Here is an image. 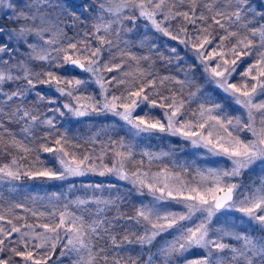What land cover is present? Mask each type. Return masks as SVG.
Here are the masks:
<instances>
[{
  "label": "snow or ice",
  "instance_id": "snow-or-ice-1",
  "mask_svg": "<svg viewBox=\"0 0 264 264\" xmlns=\"http://www.w3.org/2000/svg\"><path fill=\"white\" fill-rule=\"evenodd\" d=\"M0 7L8 10L4 13L8 19L20 22L13 29L0 26V37H3L0 39V96L5 98V106L0 107V130L9 131L4 124L5 117L9 122L22 123L21 131L26 134H32L37 125L54 129V115L41 120L27 107V96L32 90L37 85H47L68 98L62 107L75 117L111 114L123 121L133 138L167 133L224 158L223 166L198 170V181L185 182L179 176H169L166 169L152 176L139 169L129 172L126 166L133 161V146L123 139L115 141L113 143L124 150L115 152L112 167L100 165L98 174H114L120 180L129 181L138 195L147 194L151 200L141 201L133 216L121 215L113 220L103 214L111 207L118 208L119 197L94 196L69 201L64 211L50 214L56 217L52 223L18 226L0 214V221L6 220L11 226L0 225V264H47L58 247L61 264L64 258L69 264H100L101 260L103 264H264V8H253L251 0H222L220 3L217 0H91V4L82 6L81 15L91 11L95 14V23L91 31L83 34V39H75L64 31L75 25H62L50 14L51 10L59 9L69 20H80L69 0H0ZM141 19L146 22V28L150 26L192 53L191 58L197 62L195 66L202 69L205 83L212 87L211 93L197 87L195 92H189L187 100L182 92L170 96L157 92L159 100L149 98L148 89H154L157 81L147 79L152 73H146L139 64L150 57H138L128 51V41L121 36L133 31L137 20ZM126 21L132 27H127ZM173 21L177 22L175 30L171 27ZM213 26L225 34L214 36ZM241 28L249 35L238 38L231 48H226L225 42L239 37ZM112 36L115 39H110ZM121 44L125 47L121 48ZM22 46L27 50L26 55L18 58ZM149 47L157 49L155 42ZM169 52L168 57L161 55V59L168 64L175 61L179 67L183 57L176 47H170ZM117 56L121 63L114 62ZM124 57L137 63L134 82L106 75L123 69ZM243 57H253L254 62H249L248 67L238 73V62ZM37 61L46 65L45 70L33 71L32 62ZM54 69L66 72L76 69L87 75L69 76ZM130 75L124 73V76ZM236 75L241 77L240 82L235 80ZM168 80L179 84L181 89L195 86L194 78L190 79L187 74L184 80L164 76L160 83ZM9 83L17 87L6 92L3 86ZM125 83L130 87L124 93L116 95L111 91ZM91 84L98 87L100 98L86 93L85 89ZM35 95L38 101L46 100L40 92ZM191 99L199 101L198 110L192 113L193 119H182ZM15 101H20L15 109L7 107L9 102ZM47 103L54 105L56 100L47 99ZM142 104L164 109L166 122L148 113L135 115ZM226 105L238 114H230ZM49 111L65 115L60 108H49ZM51 135L45 133L43 139L47 141ZM53 142L55 146L43 143L40 148L53 154L59 169L41 167L21 171L22 166L14 157L10 165L0 167V182L10 183L23 177L64 180L97 171L96 165L87 163L89 156L79 159L74 152L66 150L70 141L64 133H59ZM11 144L24 153L32 151L15 138ZM143 154L150 160L159 158L153 153ZM247 172L258 174L259 183L242 182ZM88 187L101 188L100 185ZM173 203L183 210H172ZM69 205L89 215L93 212L85 206L94 205L95 218L89 222L83 214L70 211ZM14 207L24 206L16 204ZM32 215L44 216V213L33 212ZM119 219L133 221L139 233H132L131 237L125 234L118 239L111 229ZM100 240L110 241L113 249H122L125 244L138 245L150 254L145 259L112 256L103 248L97 249L96 243ZM153 247L157 248L155 253ZM193 249L201 250L202 255L188 258Z\"/></svg>",
  "mask_w": 264,
  "mask_h": 264
},
{
  "label": "rangeland",
  "instance_id": "rangeland-1",
  "mask_svg": "<svg viewBox=\"0 0 264 264\" xmlns=\"http://www.w3.org/2000/svg\"><path fill=\"white\" fill-rule=\"evenodd\" d=\"M82 1L85 0H69V3L72 4L73 6L80 8L82 7L81 3ZM253 8H264V0H251ZM87 4H91V0H86ZM5 12H8L7 9H4L0 7V26H3L6 29H13L18 26V23L20 22H14L13 20H10L7 18V16L4 15ZM11 13L9 12V15ZM50 14L55 18L58 19L59 21L63 23H67L69 25L73 24L72 20H69L67 15H64V17L60 16V10L55 9L51 10ZM92 24L95 23L94 19V13H92ZM85 15V13H84ZM160 19V17H158ZM145 21L142 19L140 20V26L143 28V30H151V32L154 33V38L157 39V42H162V43H173L175 46L171 47H176L177 49L180 48V55L183 57V59H187L190 61L194 62V65H196L197 62H195L191 57L192 53L189 52L187 49L184 48L183 45H178L176 41H171L167 37L162 36L160 33L155 32L154 29H151L150 26L149 28H146ZM189 30H191L190 25L188 26ZM71 28V27H70ZM69 28V29H70ZM136 29V28H135ZM235 30V28H233ZM64 31L66 32L68 37L70 33L68 28H64ZM51 35V34H48ZM47 38V37H46ZM240 38L242 39L243 37H235V42L237 39ZM30 40L34 42V38L30 37ZM92 40V39H91ZM93 44H95V41L92 40ZM233 46V45H232ZM231 45L226 44V48H231ZM26 48L25 47H20L19 51L17 53L18 58H22L23 56L26 55ZM2 55V54H0ZM5 59H8L5 58ZM249 62H254L253 57H243L241 61H239V65L244 63L243 67L241 68L242 71H244L247 67ZM32 66V65H31ZM46 66V65H45ZM240 67V66H239ZM188 71L191 70V66L187 67ZM194 68L199 69L200 73L202 74V69L199 67L194 66ZM57 71L59 74H64L67 75L69 73L72 74H77L78 77H85L87 74H81L76 73L73 69L71 72H66L65 69H54ZM34 72L35 69L33 70ZM109 74V73H108ZM106 74V75H108ZM112 76V75H109ZM118 78H122L124 80L125 77L119 76ZM129 81V80H127ZM201 85L199 88L203 89L206 92L211 93L212 92V87L210 85H207L205 83L204 76L202 74V81ZM23 82H21L22 84ZM130 87L129 83H125L122 85L121 89H118L117 91H114L111 89V91L116 94L120 95L121 93H124L126 89ZM114 88H117L114 87ZM6 91L5 89H3ZM197 90V89H196ZM194 90L193 92H195ZM11 91V90H10ZM6 91V92H10ZM87 94H93L96 95L97 98L99 97V89L95 84H91L89 87L85 89ZM36 92H40L41 94L46 96L45 101H38V102H44L45 106L41 110L39 114L33 113L34 115H39L41 117V120H43L45 117H52L53 115L55 116V124L59 125H67L69 121L73 120H84L88 122L90 125L93 124V128L95 129V134H99L104 130L108 129H123L125 133L128 134V136L125 138L121 137L125 143H131L133 146V152L134 155L135 153L139 155H143L144 158L149 159L148 156L144 155L143 153L148 152V153H153L157 155L159 158L158 159H151V160H159V159H166L169 162H172L175 167L177 168H183L186 170L187 164H192L193 166V171L192 169L190 170L193 175H190L188 177L187 175H183L179 173L178 170H170L166 169L167 173L171 177H176L179 176L180 179H182L185 182H193V181H198L199 176L197 175V171H206L207 169L210 168H218L224 165V158L222 157H217L212 154H210L207 149L200 147V146H195L191 143V141L184 139L183 137L180 136H173L167 133H156L153 135H141L140 137L133 138L131 135L128 133V127L123 123V121H120L117 117L112 116L111 114H101V115H96V114H91L83 117H75L73 116L70 112H68L66 109H63L62 105L64 102L67 101V97H62L59 95V93L55 92V90L47 85H37L35 89L32 90L30 94H35ZM179 98V97H178ZM47 99H55L56 103L53 104H48ZM3 104H5V98L3 96H0V107H3ZM148 108L150 110H157L161 114V121H165L164 117V109H161L159 107L151 108L147 106L146 104H142L140 108L136 110L135 115H139V112L145 108ZM229 113L232 115H237L238 113L234 112L231 107L225 106ZM49 108H60L61 111L65 113L64 116H60L59 113H54L49 111ZM152 112V111H151ZM182 119H193L192 114L189 116H184ZM24 125L22 123H19V127H23ZM38 134H44L49 133L50 128L44 125H37L33 128ZM249 138H251L249 134ZM42 141L43 143L49 144L48 141ZM120 141V140H119ZM49 146H55L54 142L53 144H49ZM111 149L110 153V162L106 163L104 158L106 157L107 150ZM92 152L86 154L85 156L90 157V161L87 163L91 165H96L97 166V171L96 172H86L85 175L82 176H74V177H68L64 180H48L45 178L41 179H29L27 177H23L21 180L18 181H11L10 183L7 181L0 182V214L4 215L7 217V219H12L13 223L17 224L18 226L24 225V224H41V223H52L56 219L55 216L50 215L51 213H58L60 211H64V205L67 204L69 201L75 200L77 198L81 199H90L92 197H101L104 199L108 198H117L119 197L120 199L118 200V208L119 205L126 203H129L132 205L134 208L132 211V214H123L121 213L117 207H111L106 213L103 215L109 219L113 220V218L118 217V216H133L135 214V208L139 206L140 202L143 201L144 203H147L151 200V197L147 194L144 196L138 195L135 190L133 189V186L129 181L125 180H120L117 176L114 174H105L103 176L99 175L100 165H107L108 167H112L113 163L115 162V152L116 151H123L124 149H121L118 144H113L112 147L107 143H104L103 146L100 147H95V149H91ZM42 151V149H41ZM44 155H46L47 159L49 161H53L55 163V168L59 169L60 165L58 161L54 158L52 153H45L42 151ZM164 153H167V155H163ZM83 159V158H82ZM150 160V159H149ZM137 160H134L132 162H129L127 164V169L129 172L135 171L139 169L141 172H148L150 176L155 175L165 169H151V168H142L136 163ZM5 164H2L0 167L4 166ZM27 171V170H26ZM189 171V173H190ZM257 173L259 170H256ZM259 175L258 174H253L251 172L245 173V175L242 177V182L245 184H250L253 181L256 182V184L259 183ZM95 185H100V189H96L95 187H88V186H95ZM112 187H109V186ZM146 192V190H145ZM16 204H21L24 207L22 208H16L14 207ZM88 208H91L93 215H89L87 212L81 213L80 210L76 209L74 206L69 205V210L70 211H76L78 215L83 214L85 216V219L91 222L95 218L94 212H95V206L94 205H88L85 206ZM172 210L176 211H182V206L178 204H172L171 205ZM33 212H36L37 214L39 213H44L43 218H46L47 221H38V219H32L31 216ZM28 214V215H26ZM27 217H26V216ZM16 217H20V219H16ZM35 217V216H34ZM36 217H39L37 215ZM31 218V219H28ZM0 225L9 228L11 227L10 225L7 224L6 220L5 221H0ZM116 225H122L123 229H126L125 232L126 234H129L131 237L132 233H139L140 229L138 226L135 225L133 221H127L125 219H119L114 221V226ZM26 231H30L29 229H22ZM40 231V229H37ZM111 232L113 235H115V231L111 229ZM125 235V234H124ZM120 236V239L124 236ZM15 237V234H14ZM162 239V238H161ZM103 243H105L104 240H102ZM160 241L158 240L157 243ZM105 250L107 252H110L112 256L115 255H124V256H132L133 258L135 257H140L141 259H145L150 253H148L146 250L142 249L138 245L134 244H125L122 245V249H113L111 242L108 241L106 243ZM157 251V248L153 247L152 252L155 253ZM104 255V253L102 254ZM199 255H202V251L198 249H193L191 253L188 255V258H195ZM60 248L58 247L55 251L54 254H52L51 259L48 260L47 264H61L60 262ZM68 260L67 258H64ZM63 259V260H64ZM111 259V256H110ZM63 263V262H62ZM100 264H103V261H100Z\"/></svg>",
  "mask_w": 264,
  "mask_h": 264
},
{
  "label": "trees",
  "instance_id": "trees-1",
  "mask_svg": "<svg viewBox=\"0 0 264 264\" xmlns=\"http://www.w3.org/2000/svg\"><path fill=\"white\" fill-rule=\"evenodd\" d=\"M218 3L222 2V0H217ZM82 6L87 4L86 0L82 1ZM73 11L76 12L78 16H80V20L73 21L74 27H71L69 30V33L71 37H74L75 39H83V34L85 32L91 31L92 27V12L88 11L85 13V15H81V13L84 11L83 7L77 8L73 7ZM64 17V15H60ZM137 27L131 32L121 33V36L124 40L128 41L127 44V50L133 53L134 55L140 57V56H148L150 57L149 60L144 61L141 60L139 67L143 69L146 73H152V76H148L147 79L155 78L157 83L156 87L154 89H148L149 92V98L150 99H158L159 98L155 95V93H160L163 96H170L172 93H181L183 94V98L186 100L188 99L189 92H193L201 85L202 81V74L200 73L199 69L194 68V62L183 59V61L180 63L179 67H177L175 61L172 64L166 63L164 59H161V55L164 57H168L170 55L169 49L171 46H175L173 43L167 42H157V39L154 38V33L151 32V30H143V28L140 26V20H137ZM211 23V21H209ZM127 27H132V25L129 22H125ZM171 27L173 30L177 27V22L173 21L171 23ZM192 26L190 25V28ZM237 30V29H235ZM212 34L214 36H220L224 35L225 33L223 30L219 29L216 26H213L211 29ZM239 36L244 37L249 35L248 31L241 28L238 30ZM79 33V35H77ZM145 36H147V40H145ZM0 39H3V37H0ZM89 40H91V37H88ZM110 39H115V36L110 37ZM235 37L230 38L225 42V45H233L235 44ZM151 42H155L157 45V49L152 50L149 47V44ZM125 45L121 44V48H124ZM115 51V49H113ZM179 53H181L180 48L177 49ZM7 58V57H4ZM115 63H121V58L117 56V59L114 61ZM124 67L120 71L109 73V75H116L117 77H125L126 81L129 80V82H134V77L137 75V63L135 61L129 60L127 57L123 58ZM244 63L238 67L237 72H243L242 67ZM191 66V70L188 71V68ZM46 66L43 65L41 62H32V69L37 72H41L45 70ZM76 73H80L78 70L73 69ZM125 72H129L132 75L130 76H124ZM82 73H80L81 75ZM186 74L190 79L194 78L195 86L189 87L185 86L183 89H181V86L177 83H175L173 80L165 81L163 84L160 83V78L164 76L169 77H175L178 80H184ZM69 76H77V74L69 73L67 74ZM235 80L237 82L241 81V77L239 75L235 76ZM17 87V84L9 83L5 84L3 86V89L6 91L13 90ZM122 85H118L117 88H112L114 91H117L118 89H121ZM125 92V91H124ZM20 101L15 102H9L7 107L10 109H15L16 105L19 104ZM5 104H3V107ZM45 106L44 102H38L35 94H29L27 96V107L32 110L33 113L39 114L43 107ZM199 107V101L197 99H191L189 103L185 106V116H189L193 112L197 111ZM152 111V112H151ZM145 113H148L158 119H162L161 113L157 110H150L147 107L139 112V115H144ZM4 124L5 127L9 129L8 132H3V130H0V166L2 164H11L12 159L15 157L18 165H21V171H26L31 168H41V167H50L55 168V163L53 161H49L41 151L40 145L42 144V141H44L43 137L44 134H38L35 130L32 131V134H26L21 131V127H19V123L16 122H9L7 120V117L4 118ZM49 133L52 135L50 136L49 144H53L54 138H56L59 133H64L68 140L70 141V144L67 146L68 151L74 152L76 156L79 159H82L86 154L91 153V149H95V147L103 146L104 143H107L110 148L112 147L113 142L119 141L124 137L128 136L127 133L123 131V129H108L104 130L99 134H95V129L93 128V124H89L88 122L84 120H71L67 125H56L54 129H50ZM15 138L17 140L22 141L25 145L30 147L32 149L29 153L22 152L18 147L13 146L11 144V140ZM72 145H75L76 147H72ZM110 153L111 149L107 150L106 157L104 160L106 163L110 162ZM23 157V158H22ZM37 157L39 159H37ZM134 160H137L135 164H137L142 168H151V169H170V170H178L179 173L183 174L184 176L187 175L190 177V175H193V173L190 171L193 166L192 164H187L186 170L183 168H177L174 166L172 162L167 161L166 159L162 158L159 160H149L144 158L143 155H139L135 153L133 156ZM190 171V173H189ZM1 204V203H0ZM1 206V205H0ZM134 208L129 203H124L119 205L118 210L123 214H132ZM28 215V214H26ZM25 215V216H26ZM27 217V216H26ZM32 219H38V221H47L46 218H43L42 216L34 217L31 216ZM31 219V218H28ZM44 223V222H43ZM113 231H115V235L120 239V236L126 234V229H123L122 225H116L112 228ZM97 249L106 247V242L103 243L102 240L98 241L96 243ZM103 253H101L102 255ZM18 259V258H17ZM62 264H69V261L64 259Z\"/></svg>",
  "mask_w": 264,
  "mask_h": 264
}]
</instances>
